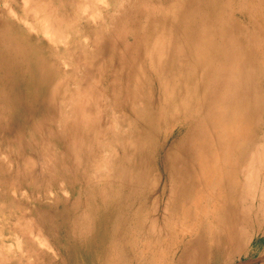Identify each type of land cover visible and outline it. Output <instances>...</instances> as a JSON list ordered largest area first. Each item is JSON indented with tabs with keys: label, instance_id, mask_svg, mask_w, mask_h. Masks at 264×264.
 Masks as SVG:
<instances>
[{
	"label": "rangeland",
	"instance_id": "374dc122",
	"mask_svg": "<svg viewBox=\"0 0 264 264\" xmlns=\"http://www.w3.org/2000/svg\"><path fill=\"white\" fill-rule=\"evenodd\" d=\"M13 14L60 41L35 64L0 48V264L210 263L249 219L244 252L264 260L263 117L234 192L199 187L234 160L240 106L264 115V0H0V29ZM194 199L209 214L185 239Z\"/></svg>",
	"mask_w": 264,
	"mask_h": 264
},
{
	"label": "bare ground",
	"instance_id": "6f19581e",
	"mask_svg": "<svg viewBox=\"0 0 264 264\" xmlns=\"http://www.w3.org/2000/svg\"><path fill=\"white\" fill-rule=\"evenodd\" d=\"M28 2V1H27ZM33 2V1H32ZM103 3V2H102ZM38 4V3H37ZM40 4V3H39ZM50 4V3H49ZM6 5V4H5ZM28 5V4H26ZM35 5V4H34ZM42 5V4H41ZM38 6V5H37ZM45 6V5H44ZM26 7V6H25ZM32 8V7H31ZM45 8V7H44ZM11 9V8H10ZM34 10V7L32 8ZM41 9V8H40ZM51 9V8H50ZM53 9V8H52ZM51 9V10H52ZM26 10V9H25ZM31 10V9H30ZM38 10V9H37ZM36 10V11H37ZM42 10V9H41ZM44 10V9H43ZM50 10V11H51ZM54 10V9H53ZM32 11V10H31ZM55 11V10H54ZM9 12V9H8ZM35 12V11H34ZM45 12V11H44ZM42 12V14L44 13ZM94 12V11H93ZM29 13V12H28ZM39 13H41L39 11ZM56 13V12H55ZM84 13V12H83ZM12 14V13H10ZM33 14V12H32ZM36 14V13H35ZM45 14V13H44ZM43 14V15H44ZM47 14V13H46ZM45 14V15H46ZM95 14V13H94ZM15 14H13V17L18 21V23H12V27H5L0 29V48L1 51H3L5 49V52H7L8 54H10L11 52H13L14 50H16L17 55L19 56V53H21L22 55L24 53H22L20 50L24 49V51L28 54V56H30L29 61L31 62V64H35V63H42L43 59L45 58L44 53L42 52L43 48L48 49V47L45 45V42H49V43H56V45L58 44L57 42L60 41V38H52L49 36L50 34L49 32V26H53V23L51 25V23H49L50 25L47 27L46 23H45V18H42L41 21H43L42 23H40V25L38 24H32L30 23V19L29 18H19L14 16ZM49 15V14H48ZM46 15V16H48ZM35 17V15H33ZM45 16V17H46ZM56 16V15H55ZM94 16V15H93ZM42 17V16H41ZM40 17V18H41ZM92 17V16H91ZM32 18V17H31ZM47 18V17H46ZM53 18H55L53 16ZM62 18V17H61ZM35 19H39L38 17ZM49 20V18H47ZM57 20L60 18H56ZM70 19V18H69ZM77 19V18H76ZM92 19V18H91ZM38 21V20H37ZM54 21V20H53ZM60 21V20H59ZM75 21V19H74ZM58 22V21H55ZM73 23V22H72ZM73 25V24H72ZM55 27V25H54ZM57 27V25H56ZM55 27V28H56ZM64 29V28H63ZM9 30H11V33L9 32ZM53 30V29H51ZM53 34V32H51ZM61 33V32H60ZM58 34V32H57ZM54 36V34H53ZM66 36V35H65ZM61 37V36H60ZM64 37V36H63ZM67 37V36H66ZM58 39V40H57ZM21 44V48L17 45V44ZM55 45V44H54ZM52 46V45H51ZM61 46V45H58ZM53 47V46H52ZM64 47V46H63ZM55 48V46H54ZM50 50V49H49ZM23 51V52H24ZM54 52L55 56L57 58H61V54L62 51H60V49L58 51H52ZM37 57V58H35ZM35 58V59H34ZM18 61V59H17ZM17 67L20 66L19 62H17ZM63 62V61H62ZM64 65V64H62ZM61 65V66H62ZM66 66V64L64 65V67ZM19 68V67H18ZM2 72L0 69V76H1ZM21 73H19L20 75ZM31 73L28 74L29 78H31ZM2 78V77H0ZM28 87V86H26ZM27 92H29V89H26ZM193 93V92H192ZM246 99V98H245ZM3 100V99H2ZM13 100L17 103L18 99L13 98ZM17 100V101H16ZM5 102V101H4ZM184 106V105H183ZM251 110L253 109H257L258 107L255 105L250 106ZM190 109V108H188ZM259 109V108H258ZM254 110V114L252 112L250 113H245V110L243 109L242 106H240L239 111L237 112L236 115V127L234 128L235 131L233 132V134H237L239 135V139H240V144L238 145L237 149H236V155L234 156V160H230V159H226L221 161V163L217 166V167H213L212 169H210L205 177V179L202 180V184H200V189L204 191V193H208L210 197L214 198V192L218 191V190H223V188H225L226 186L229 187V190H233L235 187L234 183V179L232 178L235 174L238 173L239 169L241 168V166L244 164V154H252V149L251 148H247L245 147L246 144H250L253 146H256V141L257 139L260 137V130L258 129V123L260 121V118H262V120H264V115L262 116L259 110ZM190 112V110H189ZM30 114V113H29ZM191 114V112H190ZM23 115V112L21 111L20 113H17L14 115V121H18L20 119V117ZM231 136V135H229ZM227 138H231V137H227ZM249 147V146H248ZM222 154V153H221ZM261 154L264 156V149H262V151L259 153V155L261 156ZM254 156V155H253ZM260 158V157H259ZM249 160V158H247ZM260 160V159H259ZM248 161L245 160V163L247 164ZM261 161H259L260 163ZM249 165V162H248ZM245 165L244 167L248 166ZM32 167V166H31ZM249 167V166H248ZM242 170H244L243 168H241ZM240 169V171H241ZM247 169V168H246ZM22 171V170H21ZM211 171V172H210ZM239 171V172H240ZM35 175V174H34ZM242 176V173L240 174ZM245 175V172H244ZM36 176V175H35ZM248 176V175H247ZM250 178L249 176L247 177ZM243 177V176H242ZM250 180V179H249ZM251 183V181H249ZM248 183V182H247ZM165 186V185H164ZM250 187V186H249ZM243 188V187H242ZM248 188V187H247ZM246 188V189H247ZM165 192V190H164ZM234 192V190H233ZM164 194V193H162ZM247 195V194H246ZM162 196V195H161ZM245 196V195H244ZM248 197V196H247ZM158 199V198H156ZM215 199V198H214ZM161 200V199H160ZM194 202H190V200L187 203H184L182 201L179 202L178 205V212L182 214V212L184 213V216L182 217V219H180V225L182 228H180V232L182 233V235L185 237V239H190L192 237L193 234H196V231H198L199 228V223L201 222V220H203V218H207L208 216V211L205 212L203 210H199V211H194V206H196V208L200 207V201H196L195 199L193 200ZM157 202V201H156ZM158 203H159V199H158ZM158 205V204H157ZM164 208L165 205H163ZM235 207V206H234ZM252 207V206H251ZM158 209V208H157ZM156 209V211H157ZM168 209V208H167ZM258 210V216L260 215V213L262 215H264V196L262 197L261 201L258 204L257 207ZM163 211V210H162ZM221 211V210H220ZM248 211V210H247ZM213 212V211H211ZM153 213V212H152ZM177 213V212H176ZM250 213V212H249ZM163 214V213H162ZM178 214V213H177ZM240 214V213H239ZM159 215V214H158ZM166 215V214H165ZM218 215V213H217ZM221 215V214H220ZM153 216V215H152ZM163 216V215H162ZM211 216H214L213 214H211ZM245 216V215H243ZM218 217V216H217ZM220 217V216H219ZM174 218V217H173ZM179 218V217H178ZM177 218V219H178ZM261 218V217H260ZM149 219V216H148ZM162 219V220H161ZM162 221L165 225H166V220H168V218L166 216L164 217H153L152 218V223L154 225L158 224V221ZM170 220V219H169ZM173 220V219H172ZM219 220V219H217ZM264 220V219H263ZM147 221V220H146ZM252 220H248L244 222V225H242L241 230L238 229L237 233L233 234V236L230 237V239L228 240V242L224 245L223 248H221L220 250H217V252L215 253V255L212 258V261L209 263H198V264H253L255 261L253 259L250 258L251 255V251H245L248 243H253L256 236L254 235H250L249 233V228L250 225L252 224ZM242 222V221H241ZM255 222H258V219L255 220ZM263 222V221H262ZM261 220L259 223H262ZM219 223V221H218ZM173 224V223H172ZM171 224V225H172ZM258 224V223H256ZM219 225L221 226V224L219 223ZM178 226V225H177ZM144 227V226H143ZM172 227V226H171ZM253 227V226H251ZM154 228V227H153ZM160 228V227H159ZM168 228V227H167ZM179 228V226H178ZM258 228V225H257ZM256 228V229H257ZM149 229V227H148ZM165 229V228H164ZM219 229H221L219 227ZM260 229V228H259ZM264 229V228H263ZM156 230V229H154ZM178 230V229H177ZM150 231H151V227H150ZM149 231V232H150ZM156 232V231H155ZM153 231V233H155ZM152 233V234H153ZM161 233V232H160ZM169 234H171L170 232H168ZM163 234V233H161ZM160 234V235H161ZM264 236V232L261 233ZM143 235V234H142ZM150 235V233H149ZM165 236L168 238V234L165 233ZM162 237V236H161ZM164 237V235H163ZM171 237V236H170ZM216 237V235H215ZM178 238V237H177ZM159 240H160V236H159ZM162 240V239H161ZM164 240V239H163ZM262 240V239H261ZM157 241V240H156ZM174 241V240H173ZM154 242V241H153ZM170 243V241H169ZM181 243V242H180ZM158 245V244H157ZM145 246H147V244H145ZM168 246V245H167ZM218 246V245H217ZM112 247V246H111ZM144 247V246H143ZM197 247V246H196ZM215 247V244H214ZM8 249V248H7ZM117 249V248H116ZM159 249V247H158ZM169 249V248H168ZM193 249V248H192ZM215 249V248H214ZM154 250V247H153ZM170 250V249H169ZM167 250V251H169ZM172 250V249H171ZM158 251V250H156ZM161 251V248H160ZM166 251V250H165ZM166 251V253H167ZM188 251V250H187ZM197 251V250H196ZM195 251V252H196ZM203 251V250H202ZM114 252L116 253V250L113 249V253L110 255V259H111V264H149V261H146L145 258L143 257V255H140V253L136 256L133 257L131 255H128V257H125L124 255H122L121 253H119V255L116 253V255L114 254ZM193 253V251H191ZM214 252V251H213ZM195 256L197 255V253H194ZM192 254V255H194ZM199 254V253H198ZM211 254V253H210ZM169 255V254H168ZM167 255V256H168ZM202 255V254H201ZM206 255V254H205ZM161 257V256H160ZM192 257V256H191ZM202 257V256H201ZM205 257V256H203ZM263 257V256H262ZM262 257L258 258V262L262 261ZM245 258L247 259V261H244ZM152 259V258H151ZM199 260H201L200 258H198ZM168 260V259H167ZM166 260V261H167ZM173 260V259H172ZM186 260V259H185ZM196 260V258H195ZM155 261V260H154ZM159 261V262H158ZM169 261V260H168ZM256 261V262H257ZM264 261V260H263ZM261 262L260 264H264V262ZM202 262V260H201ZM257 262V263H258ZM183 263V261H182ZM156 264V263H155ZM157 264H162V260L161 258H159V260H157ZM196 264V263H193Z\"/></svg>",
	"mask_w": 264,
	"mask_h": 264
}]
</instances>
